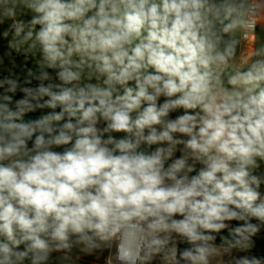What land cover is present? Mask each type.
I'll list each match as a JSON object with an SVG mask.
<instances>
[{"label":"clouds","instance_id":"clouds-1","mask_svg":"<svg viewBox=\"0 0 264 264\" xmlns=\"http://www.w3.org/2000/svg\"><path fill=\"white\" fill-rule=\"evenodd\" d=\"M8 21V48L38 53L39 71L0 78V264H49L117 238L139 243V264H212L224 230L226 252L254 246L264 48L229 71L223 37L246 23L241 5L0 0Z\"/></svg>","mask_w":264,"mask_h":264},{"label":"crops","instance_id":"crops-1","mask_svg":"<svg viewBox=\"0 0 264 264\" xmlns=\"http://www.w3.org/2000/svg\"><path fill=\"white\" fill-rule=\"evenodd\" d=\"M244 2L245 0H239L238 4L243 8ZM258 2L262 8V20L258 26L256 43L255 45H251L245 44L241 41V26L237 27L232 33H230L231 42L239 44L245 54L242 53L241 56L230 63L229 71L238 69L243 70L247 68L248 65L258 58L256 55H254V53L257 50L264 48V0H258ZM3 32L4 25L0 26V59L3 60V63L0 64V78H3L4 76L9 75L10 72L15 71V74L18 75L21 80H23L24 78L20 70H17L12 63L9 64L7 62V59L11 58L10 56L13 58L16 57L12 53L11 55H6L9 53L8 42L5 43L3 41ZM8 64L11 65V70L9 69V72L7 71ZM18 98H20V96ZM45 111L47 112L48 109H45ZM35 113L36 112H34V114ZM257 174L264 175V167L258 169ZM261 190L264 191V185L261 186ZM233 222L237 223L236 221H232L231 226H234ZM221 236L227 237L228 231L224 230L220 233V235L217 236L215 244L219 248V253L213 258L212 264H234L235 258L242 256H255L264 259V249L261 252H251L248 250L241 251L238 249H232L229 252H226L224 249L227 248V244H222L220 239ZM229 239H231V237H229ZM109 245L110 242L102 244L99 248L95 249H86L82 245V247H75L67 254H65V252H53L51 254L49 264H107V252Z\"/></svg>","mask_w":264,"mask_h":264},{"label":"built area","instance_id":"built-area-1","mask_svg":"<svg viewBox=\"0 0 264 264\" xmlns=\"http://www.w3.org/2000/svg\"><path fill=\"white\" fill-rule=\"evenodd\" d=\"M243 19L246 23L241 24V41L245 44L255 45L257 40L258 26L262 20V8L258 0H245L243 8ZM240 46V45H239ZM243 50L240 47V54ZM238 56V57H239ZM264 227L261 228L257 234H264ZM121 246V255L117 254V246ZM130 251L128 256H124V251ZM143 255L140 250L139 243L133 244L127 238L121 240L119 238L110 241V245L107 252V264H122V261L127 264L131 261V264H139V257Z\"/></svg>","mask_w":264,"mask_h":264},{"label":"rangeland","instance_id":"rangeland-1","mask_svg":"<svg viewBox=\"0 0 264 264\" xmlns=\"http://www.w3.org/2000/svg\"><path fill=\"white\" fill-rule=\"evenodd\" d=\"M235 2L238 4L239 0H235ZM242 3V2H241ZM25 17H31L30 14L28 15H21L18 18L19 19H23ZM11 23V21H8L7 23L3 24L4 25V31L8 28V24ZM0 25V26H3ZM3 41L5 43H7L12 37L11 35H9V37L7 39H5L3 36ZM7 55V54H6ZM10 59H7V62L9 64H13V66L17 69L20 70V72L22 73L23 78L27 75V70L28 68L26 66H24L17 58H13L12 56H10ZM30 61L34 62L35 64H37V61L39 60V54H29L27 57ZM7 65V71L9 72L11 69V65ZM10 69V70H9ZM14 73V71L12 72ZM44 112H46L45 110H43ZM42 113L40 111H37L35 114L34 113H30L28 114V116L25 117V119H36L38 118ZM180 114L179 112L177 113H173V117ZM117 135H122V134H117ZM177 155H179V153H177ZM234 226L236 225L235 222H233ZM252 241L254 242V246L251 247L250 249H248V251L251 252H261L264 249V234H256L255 236L252 237ZM75 247H82V245H75L72 249H74ZM154 264H159V258H157V260L154 262Z\"/></svg>","mask_w":264,"mask_h":264},{"label":"trees","instance_id":"trees-1","mask_svg":"<svg viewBox=\"0 0 264 264\" xmlns=\"http://www.w3.org/2000/svg\"><path fill=\"white\" fill-rule=\"evenodd\" d=\"M31 17H25L23 20L24 21H28ZM225 42H231L230 40V34H225L223 37ZM232 46L234 48V57L231 59L230 63L233 62L234 60H236L240 54V46L237 43L231 42ZM221 47H224V44H221ZM9 51H11V53L24 65L26 66L28 69H32L34 72H38V66L37 64H35L34 62L30 61L28 58H25V55L23 54H17L15 51H12L8 48ZM15 73V71H14ZM36 81H33V85H35ZM20 96V93H17V97L18 98ZM255 222V221H253ZM186 245H181V248L185 247Z\"/></svg>","mask_w":264,"mask_h":264}]
</instances>
